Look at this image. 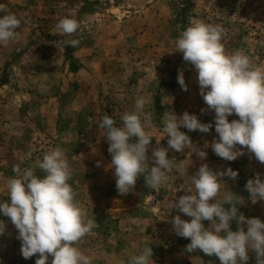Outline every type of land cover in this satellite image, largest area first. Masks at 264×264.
Listing matches in <instances>:
<instances>
[{
  "label": "rangeland",
  "instance_id": "rangeland-1",
  "mask_svg": "<svg viewBox=\"0 0 264 264\" xmlns=\"http://www.w3.org/2000/svg\"><path fill=\"white\" fill-rule=\"evenodd\" d=\"M25 1L30 6L8 5L5 10L21 19L19 35L32 33L34 42L29 43L30 48L11 47V42L0 46V199L10 200L7 184L16 176V166L21 171L32 168L43 176L37 162L60 148L72 169L69 183L75 199L87 210L88 218L96 220L92 233L77 245L94 257L93 264H128L130 256L145 246L153 249V264H220L218 258L199 249L186 251L190 240L176 234L172 218L178 214L185 220L191 217L167 205L191 187L190 176L202 164L216 172L230 167L239 174L235 179L222 177L226 184L221 181L218 199L232 191L236 200L244 202L239 213L264 220V200L253 203L245 187L257 174L264 179V164L247 148L234 161L212 151L210 144L218 139L215 112L203 100L194 66L173 48L192 23L219 25L224 30L226 53L239 50L254 66L264 68V0ZM48 13L52 23H46ZM64 17L79 22L71 36L56 31ZM71 39L78 40V45H67ZM180 71L187 91L178 83ZM141 96L149 98L145 111L152 114L155 125L147 153L150 166L153 149L168 147L167 137L156 143L163 135L165 112L179 116L187 111L202 123L212 124L207 133L181 128L207 157L169 148L168 156L184 169L183 176L174 168L156 191L141 174L132 191L120 194L110 167L109 142L99 125L105 115L119 125L121 115L133 111ZM232 119L238 117L233 114ZM0 219L6 225L0 235V264H36L39 254L23 258L18 230L10 218L0 215ZM204 223L206 227L210 224ZM232 227L235 229V223ZM248 255L246 264H258L255 251L249 250ZM52 259L49 255L47 264Z\"/></svg>",
  "mask_w": 264,
  "mask_h": 264
},
{
  "label": "clouds",
  "instance_id": "clouds-1",
  "mask_svg": "<svg viewBox=\"0 0 264 264\" xmlns=\"http://www.w3.org/2000/svg\"><path fill=\"white\" fill-rule=\"evenodd\" d=\"M20 25L21 19L0 4V46H7L18 38ZM79 27L73 17H64L55 26L57 32L67 36ZM223 34L219 25L194 22L175 40L173 50L182 52L183 60L194 66L203 100L215 112L218 139L211 142L212 151L222 159L234 161L247 148L257 161L264 164V68L254 66L239 50L226 53ZM66 43L75 47L79 41L71 39ZM177 80L187 91L182 71ZM148 103V97H138L134 110L123 113L119 125L109 115H105L99 125L104 130L103 137L109 142L110 167L114 169L120 194L132 191L141 174L147 185L156 191L168 181L174 168L183 176L184 169L174 165L169 158V148L176 152L188 149L201 159L207 157V152L194 145L181 128L207 133L212 124L202 123L196 114L187 111L179 116L174 111L165 112L162 116L163 135L156 143L159 145L160 140L167 137L168 147L153 149L150 166L147 153L154 138L151 130L155 125L152 114L145 111ZM233 114L238 119L229 120ZM36 166L45 175H37L32 168L21 171L16 166L13 169L16 176L7 184L10 200L0 199V215L10 218L18 230L23 258L39 254L36 264H47L51 255L52 264H93L94 257L77 245L92 233L96 220L88 218L87 210L75 199L74 188L69 183L72 169L65 152L60 148L50 150ZM238 174V170L230 167L216 172L202 164L190 176L191 187L178 200H170L167 207L191 217L185 220L178 214L172 218L176 234L190 240L187 252L199 249L209 257L218 258L220 264H246L248 252L253 250L258 264H264V220L239 213V205L244 202L236 200V193L232 191L224 192L218 199L221 197V181L224 182L222 177L235 179ZM245 187L253 203L264 200V179L260 174L250 178ZM205 221L210 222L207 227ZM5 227L4 220L0 219V235ZM153 262L151 246L143 247L128 260V264Z\"/></svg>",
  "mask_w": 264,
  "mask_h": 264
},
{
  "label": "crops",
  "instance_id": "crops-1",
  "mask_svg": "<svg viewBox=\"0 0 264 264\" xmlns=\"http://www.w3.org/2000/svg\"><path fill=\"white\" fill-rule=\"evenodd\" d=\"M12 2L11 3H9L10 1L9 0H2L1 2H3V3H0V4H3V5H5V7H7L8 5H10V6H12L13 8H14V6L15 5H18V6H20V4H22L23 5V7H25V6H30V3L29 4H25L26 3V1L25 0H11ZM23 1V2H22ZM13 2H18L17 4H13ZM52 17H51V15H50V13H48L47 14V18H46V23H48V22H51L52 23ZM21 30H23L22 29V25H21ZM18 32L20 33V31L18 30ZM16 41H21L20 43H18V42H15V41H12L11 43H10V45H11V47L12 46H16V45H21V46H28V48H30V44L29 43H31V42H34V35L32 34V33H26L25 35L23 34V35H19L18 36V38L16 39Z\"/></svg>",
  "mask_w": 264,
  "mask_h": 264
}]
</instances>
